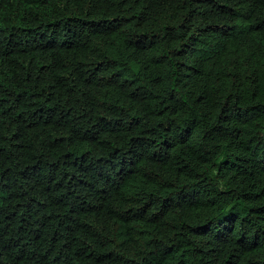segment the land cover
Here are the masks:
<instances>
[{
	"label": "trees",
	"instance_id": "obj_1",
	"mask_svg": "<svg viewBox=\"0 0 264 264\" xmlns=\"http://www.w3.org/2000/svg\"><path fill=\"white\" fill-rule=\"evenodd\" d=\"M0 264H264V0H0Z\"/></svg>",
	"mask_w": 264,
	"mask_h": 264
}]
</instances>
